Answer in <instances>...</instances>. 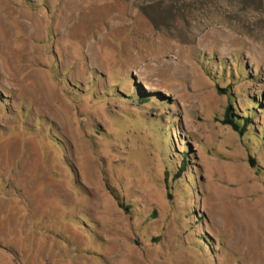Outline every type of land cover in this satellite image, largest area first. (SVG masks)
Masks as SVG:
<instances>
[{"label": "rangeland", "instance_id": "rangeland-1", "mask_svg": "<svg viewBox=\"0 0 264 264\" xmlns=\"http://www.w3.org/2000/svg\"><path fill=\"white\" fill-rule=\"evenodd\" d=\"M0 36V264H264V0H0Z\"/></svg>", "mask_w": 264, "mask_h": 264}, {"label": "trees", "instance_id": "trees-1", "mask_svg": "<svg viewBox=\"0 0 264 264\" xmlns=\"http://www.w3.org/2000/svg\"><path fill=\"white\" fill-rule=\"evenodd\" d=\"M223 125L231 127V129L238 133L240 136H243L248 128L249 122L243 121L239 123V118L228 109L224 115ZM253 165V162H250Z\"/></svg>", "mask_w": 264, "mask_h": 264}, {"label": "crops", "instance_id": "crops-1", "mask_svg": "<svg viewBox=\"0 0 264 264\" xmlns=\"http://www.w3.org/2000/svg\"><path fill=\"white\" fill-rule=\"evenodd\" d=\"M0 41H1V36H0Z\"/></svg>", "mask_w": 264, "mask_h": 264}, {"label": "bare ground", "instance_id": "bare-ground-1", "mask_svg": "<svg viewBox=\"0 0 264 264\" xmlns=\"http://www.w3.org/2000/svg\"><path fill=\"white\" fill-rule=\"evenodd\" d=\"M56 113V112H55Z\"/></svg>", "mask_w": 264, "mask_h": 264}]
</instances>
